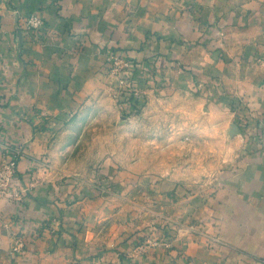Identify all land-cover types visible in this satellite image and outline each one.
Returning <instances> with one entry per match:
<instances>
[{
	"label": "crops",
	"instance_id": "1",
	"mask_svg": "<svg viewBox=\"0 0 264 264\" xmlns=\"http://www.w3.org/2000/svg\"><path fill=\"white\" fill-rule=\"evenodd\" d=\"M31 13L42 19L36 38L23 32ZM105 45L135 57L140 90L159 77L175 87L200 78L221 105L242 98L264 113V0H0V163L2 141L26 144L16 167L23 198L0 200V264H264V148L254 129L243 166L207 207L187 199L164 230L135 227L76 184L71 160L57 163L58 124L110 84ZM37 108L57 123L36 130ZM20 233L26 251L13 256ZM139 235L164 242L143 252Z\"/></svg>",
	"mask_w": 264,
	"mask_h": 264
},
{
	"label": "rangeland",
	"instance_id": "2",
	"mask_svg": "<svg viewBox=\"0 0 264 264\" xmlns=\"http://www.w3.org/2000/svg\"><path fill=\"white\" fill-rule=\"evenodd\" d=\"M27 17L23 19V32L36 38L38 30L29 33L25 29ZM100 50L109 64L107 56L116 50L106 45ZM110 77L106 88L89 95L75 113L66 117L68 121L58 124L60 143L55 158L58 164L71 160L68 168L76 173V184L88 185L90 197L111 200L112 212L122 209L135 227L144 223L146 228L164 230L168 215L183 210L187 199H201L207 207L219 187L231 179L232 172L243 166V151L254 144L249 139L250 130H255L257 143L264 148V113L258 114L242 98L231 99L230 106L221 105L215 96L207 95L210 87L200 78L190 86L177 83L175 87L173 79L169 83L167 77H159L150 79L140 90L133 82L126 87L111 73ZM130 91L142 103H138V112L128 113L123 106L125 93ZM33 119L38 121L33 125L38 131L57 123L52 114L38 108ZM4 135L0 128V138ZM24 144L2 141L7 151L3 161L9 151H14L19 161ZM155 213L160 224L154 220ZM140 216L145 222L135 221ZM138 229L133 232H140ZM203 232L212 247L218 238L208 229ZM137 238L138 244L145 243L141 245L143 252L164 242L157 236L142 241V235Z\"/></svg>",
	"mask_w": 264,
	"mask_h": 264
},
{
	"label": "built area",
	"instance_id": "3",
	"mask_svg": "<svg viewBox=\"0 0 264 264\" xmlns=\"http://www.w3.org/2000/svg\"><path fill=\"white\" fill-rule=\"evenodd\" d=\"M42 25V19L37 14L29 15L25 21V29L29 33H35ZM107 61L110 64V73L116 77L120 85L128 87L132 83L133 62L131 58L121 55L118 52H109ZM18 163L17 154L9 151L7 158L0 165V200L8 199L10 201L20 202L25 190L19 185L16 177V167ZM27 240L24 234H15L11 246L13 256L22 255L26 251Z\"/></svg>",
	"mask_w": 264,
	"mask_h": 264
},
{
	"label": "trees",
	"instance_id": "4",
	"mask_svg": "<svg viewBox=\"0 0 264 264\" xmlns=\"http://www.w3.org/2000/svg\"><path fill=\"white\" fill-rule=\"evenodd\" d=\"M131 79L133 82L134 78L132 77ZM125 94L127 97H125L124 100L122 101L124 108L128 110V113L133 111V110L138 112L139 111L138 106L141 103L140 100L138 99V97L135 96L134 92L132 93L131 91L129 93L126 92Z\"/></svg>",
	"mask_w": 264,
	"mask_h": 264
},
{
	"label": "water",
	"instance_id": "5",
	"mask_svg": "<svg viewBox=\"0 0 264 264\" xmlns=\"http://www.w3.org/2000/svg\"><path fill=\"white\" fill-rule=\"evenodd\" d=\"M235 131H236V132H238V131H239L237 127H235Z\"/></svg>",
	"mask_w": 264,
	"mask_h": 264
}]
</instances>
